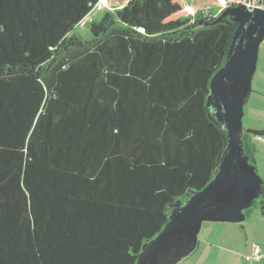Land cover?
I'll use <instances>...</instances> for the list:
<instances>
[{
	"label": "trees",
	"instance_id": "trees-1",
	"mask_svg": "<svg viewBox=\"0 0 264 264\" xmlns=\"http://www.w3.org/2000/svg\"><path fill=\"white\" fill-rule=\"evenodd\" d=\"M249 3L0 0V264H138L227 148L209 94L239 24L211 23Z\"/></svg>",
	"mask_w": 264,
	"mask_h": 264
},
{
	"label": "water",
	"instance_id": "water-1",
	"mask_svg": "<svg viewBox=\"0 0 264 264\" xmlns=\"http://www.w3.org/2000/svg\"><path fill=\"white\" fill-rule=\"evenodd\" d=\"M226 7L223 17L239 24L225 64L210 85L215 116L227 133V148L212 181L185 203H179L164 229L154 237L138 264H177L191 254L204 222L242 223L245 212L261 198V177L245 153L244 107L253 92L260 45L264 41V8Z\"/></svg>",
	"mask_w": 264,
	"mask_h": 264
},
{
	"label": "crops",
	"instance_id": "crops-1",
	"mask_svg": "<svg viewBox=\"0 0 264 264\" xmlns=\"http://www.w3.org/2000/svg\"><path fill=\"white\" fill-rule=\"evenodd\" d=\"M260 91L255 113L257 121L245 129L264 130V90ZM253 142L257 148V171L264 182V138H255ZM263 200L251 208L242 223H209L203 237H199L196 249L179 264H264ZM256 249H259L261 257L248 260L247 257H253Z\"/></svg>",
	"mask_w": 264,
	"mask_h": 264
},
{
	"label": "rangeland",
	"instance_id": "rangeland-1",
	"mask_svg": "<svg viewBox=\"0 0 264 264\" xmlns=\"http://www.w3.org/2000/svg\"><path fill=\"white\" fill-rule=\"evenodd\" d=\"M259 1H261L262 3L260 6L264 8V0H250V3L247 5L248 7L249 6L255 7L259 5ZM104 2H107V0H104ZM252 89L255 91V93L251 95L250 100L244 107V111H245V115L243 119L244 127L249 126L250 124H253L254 122L257 121L256 120L257 117L255 116V113L257 112L256 109L258 108L257 101L259 100V94H261L260 90H264V41L260 45L258 67L253 79ZM209 223L211 222H206L203 224L202 227L203 230H201L202 232L199 233L200 238L203 237V233H205V231L207 230ZM180 262H178L177 264H179Z\"/></svg>",
	"mask_w": 264,
	"mask_h": 264
},
{
	"label": "built area",
	"instance_id": "built-area-1",
	"mask_svg": "<svg viewBox=\"0 0 264 264\" xmlns=\"http://www.w3.org/2000/svg\"><path fill=\"white\" fill-rule=\"evenodd\" d=\"M253 7V6H252ZM263 207H264V200H263ZM259 249H256L255 250V253H254V256L253 257H247V259L248 260H250V259H256V260H258L260 257H261V255L259 254Z\"/></svg>",
	"mask_w": 264,
	"mask_h": 264
}]
</instances>
